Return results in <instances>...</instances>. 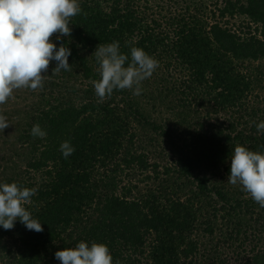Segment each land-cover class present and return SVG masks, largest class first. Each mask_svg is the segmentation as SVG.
I'll list each match as a JSON object with an SVG mask.
<instances>
[{"label":"trees","instance_id":"1","mask_svg":"<svg viewBox=\"0 0 264 264\" xmlns=\"http://www.w3.org/2000/svg\"><path fill=\"white\" fill-rule=\"evenodd\" d=\"M79 4L82 11L70 19L71 37L57 41V46L66 42L71 48L72 70L61 69L58 80L44 79L42 88L50 93L42 95L47 98L29 111L17 110L23 113L15 138L18 147L12 166L9 170L4 166L0 178L36 189L26 207L43 231H29L18 220L13 229L0 228V261L60 264L54 253L84 240L107 244L113 264H193L203 245L196 233L202 223L213 235L218 217H224L227 227L234 226L230 234L234 240L242 232L240 212L245 206L263 226L264 207L247 191L228 186L225 177L236 145L264 150V131L257 136L259 112L243 110L262 80V70L248 74L240 69L264 58V0H225L219 6L222 19L246 15L250 22L244 31L216 19L207 22L186 15L196 8L189 3L183 13L160 6L159 16L153 12L159 7L153 0L142 7L137 0ZM164 9L170 16L162 15ZM162 19H167L166 26ZM113 41L129 59L130 49L141 47L157 61H168V66L175 61L172 66L184 76L161 95L174 98L173 103L177 99L178 124L182 120L191 127L188 114L196 101L197 112L208 106V113L231 109L239 117L246 114L253 119L252 133L237 130L231 122L223 129L222 124L206 121L189 147L188 140L177 139L174 126L153 119L132 90H114L101 102L94 89L101 78L95 50ZM55 66L54 61L49 63L50 75ZM69 77H76L79 84L55 93ZM35 124L46 131L45 137L31 135ZM158 137H164L163 152L169 147V153L158 151ZM66 140L75 148L67 158L60 149ZM18 162L24 163L23 169ZM137 171L141 177L134 182ZM263 240L260 236L248 249L249 256L237 257L235 264H264Z\"/></svg>","mask_w":264,"mask_h":264},{"label":"clouds","instance_id":"2","mask_svg":"<svg viewBox=\"0 0 264 264\" xmlns=\"http://www.w3.org/2000/svg\"><path fill=\"white\" fill-rule=\"evenodd\" d=\"M81 11L79 0H0V105L6 103L14 89L43 87L52 61L56 72L72 70L71 48L66 42L57 46V41L71 37L70 19ZM53 34L55 40L50 39ZM95 57L101 78L94 82V89L101 102L114 90L133 89L140 94L141 82L158 67V61L141 47H132L129 59V54L120 51L118 41L99 45ZM9 125L6 116L0 114V130ZM256 127L264 131V121ZM31 135L43 138L47 133L35 124ZM60 149L65 158L75 151L67 140ZM230 160L228 182L239 183L264 207V150L238 144ZM35 194V188L22 187L15 181L0 182V228L13 229L18 220L29 231H43L42 223L26 207ZM54 256L60 264H113L109 247L103 242L89 244L81 240L73 247L57 250Z\"/></svg>","mask_w":264,"mask_h":264},{"label":"rangeland","instance_id":"3","mask_svg":"<svg viewBox=\"0 0 264 264\" xmlns=\"http://www.w3.org/2000/svg\"><path fill=\"white\" fill-rule=\"evenodd\" d=\"M137 1L140 7H142L145 4H151L152 0ZM224 2L225 0H153V6H159L155 8L153 7V12L159 16L161 12L160 6H165L174 12L178 10V12L182 11L183 13L184 9H181L186 7V4L189 3L191 6H196V8L194 7L189 12L185 11L186 15L192 13L195 14L197 18H202L207 22H209V20L212 22L216 19L223 25H229L233 29L243 31L248 30L247 24L250 21L246 15L237 14L234 17L228 16L223 19L220 17L218 8L219 6H224ZM168 12L169 11L164 9L162 15L170 16V13ZM214 12L217 17L214 15ZM148 14L150 16L152 15V13ZM161 21L164 22L163 26H166L165 22L167 19H162ZM251 26L253 31L255 25L251 23ZM52 38H54V36H52ZM53 40H55V38ZM173 64H175V61H173V63L169 66L168 61H158V67L153 72L152 76L141 82L140 94L137 95L134 93L133 89H130L132 90L131 93L133 98L145 107L146 112L153 119H157L159 122L171 124L175 129H177L175 135L177 136V139L180 141L188 140L189 143L194 141L198 133L201 131L200 124L204 123L207 125L206 121L222 124L223 129H228L227 125L231 122L235 124L237 130H244L247 134L252 133L253 119H250V117L246 114L244 117H239L238 114L234 113V110L231 109L221 111L219 113H208V109L210 108L208 106L197 112V107L194 108V106H197L196 101L193 103L194 106L191 108L193 111L188 114V120L191 123V127L188 128L187 124L183 125L182 120L178 124V115L174 112V107L178 104L177 99L174 100L173 103L174 98L169 99L165 97L164 94L161 95L163 89L175 88L176 84L179 83L184 76L183 72L176 68V65L172 66ZM240 69L243 70V72H248V74L252 71L254 72L255 69H257V71H260V69L262 70V80L252 93L249 94L247 100H245V104L247 103V106L245 105L243 110L245 111V109L248 108L249 112H251L252 109H255L259 112L258 114L260 116V118L257 119H260V121L264 120V58L254 60L252 62H246L245 66H242ZM48 71L44 79H47L48 77L50 80L53 78H57V80L60 77L62 78L61 71L56 72L53 70V75H50ZM60 80L61 82L63 81V79ZM80 80H82V77H80ZM65 82L66 83L63 84V86L60 85V87H57L54 92L56 93L58 90L64 92L67 90V85L72 86L79 84L80 81L76 77H69ZM42 91L50 93L49 89H44L42 87L35 90L26 87L14 89L12 96L6 101V103L0 105V114L6 116L10 123L9 127L4 130H0V178L3 176V167L6 166L9 170L10 166H12L11 161H14L13 156H15V149L18 147L15 138L21 127L19 122L20 116L23 115V113H17V110L29 111L35 103L41 102L47 98L42 95ZM121 96L122 95H118L119 98H122ZM107 99L109 100L110 97H107ZM37 106H39V104ZM244 111H241L240 114L245 113ZM190 132L192 134L191 136L189 134ZM236 132L238 131H235V133ZM259 132L262 131H258L257 136H260ZM144 134L146 137H149L150 135L147 132ZM160 138L158 137V143H156L159 147L158 151L161 150L162 153L168 151L169 153L171 151L169 147H167V150L163 152V148L166 149V143L164 142V137ZM145 139L148 140L149 138ZM189 145V147H191V143ZM192 146H194V143ZM19 166L23 169L24 163L20 162ZM122 176L125 177L124 174H122ZM140 177L141 176L138 171L132 175L134 182H139ZM127 180L128 178L125 177V181ZM225 180L227 181V185L231 188H238L239 190L243 189L239 183L235 185L231 184L228 182L227 177H225ZM141 186H145V183H141ZM250 210L251 209H249V211ZM246 211L247 209L244 206L243 212H240V217L243 221L242 232L236 235L234 240L230 239L231 230L234 229V226L230 225V227H227V220L224 217H218V220L215 223V231L213 235H210L208 231H205V228H207L208 225L202 223L199 229L200 231L198 230L196 233L197 238L203 242V245L197 261L193 264H235L237 262V257L242 259L245 255L249 256L251 250L248 249H251V246L254 245V243L259 242L260 236L261 241L264 239V225L261 226L256 223L255 216L257 215H255L254 218H251L250 214H248L249 211ZM208 214H206L204 218H206ZM209 217L213 218V216ZM204 218H201V221ZM245 232H247L248 237L245 235Z\"/></svg>","mask_w":264,"mask_h":264}]
</instances>
